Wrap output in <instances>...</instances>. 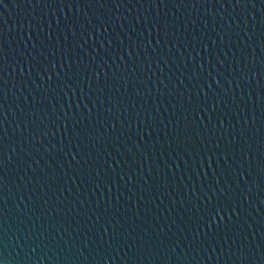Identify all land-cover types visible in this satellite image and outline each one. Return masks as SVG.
<instances>
[{"label":"water","instance_id":"95a60500","mask_svg":"<svg viewBox=\"0 0 264 264\" xmlns=\"http://www.w3.org/2000/svg\"><path fill=\"white\" fill-rule=\"evenodd\" d=\"M0 264H264V0H3Z\"/></svg>","mask_w":264,"mask_h":264},{"label":"snow or ice","instance_id":"6c2138e0","mask_svg":"<svg viewBox=\"0 0 264 264\" xmlns=\"http://www.w3.org/2000/svg\"><path fill=\"white\" fill-rule=\"evenodd\" d=\"M2 3H3V0H0V4H2ZM220 211H223V209L218 208V207L208 209L207 210V212H208V219L209 220L214 219V216L216 214H218Z\"/></svg>","mask_w":264,"mask_h":264}]
</instances>
